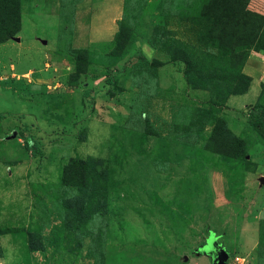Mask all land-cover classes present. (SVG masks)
Returning <instances> with one entry per match:
<instances>
[{"label": "rangeland", "instance_id": "1", "mask_svg": "<svg viewBox=\"0 0 264 264\" xmlns=\"http://www.w3.org/2000/svg\"><path fill=\"white\" fill-rule=\"evenodd\" d=\"M212 1L0 0V264H264V53Z\"/></svg>", "mask_w": 264, "mask_h": 264}, {"label": "trees", "instance_id": "2", "mask_svg": "<svg viewBox=\"0 0 264 264\" xmlns=\"http://www.w3.org/2000/svg\"><path fill=\"white\" fill-rule=\"evenodd\" d=\"M233 1L238 2L239 0L212 1L214 4V9H210V13L212 19L214 18V20L206 25L208 26L207 38L213 42L220 41L225 36H228V39L232 41L231 43L233 45L237 46L241 50H244L245 52H247L248 48L254 47L256 50H260L264 53V18L252 16L246 12L250 0L245 3L242 10H240L238 6L233 5ZM220 6H222L221 9H216ZM214 10L218 15L216 18ZM222 14H224V17H221ZM161 34L165 33L161 32ZM121 40L122 38L120 37L119 41ZM175 45L178 50H176V53L178 52L180 54V59H182L186 64L184 75L187 81H189L194 86L199 85V78L202 76L200 63L198 60L192 58L188 54L187 50H185L183 47L180 48L178 43H175ZM223 47H225L224 43L221 45V48ZM234 78H239L241 80V84H243L242 88L240 84L239 88L235 89L234 92H244L246 87L249 85L250 78L238 71L232 74V79ZM255 127L258 129L262 137H264V120L257 121ZM215 136L220 137L224 142L237 141L236 137H231L232 133L229 132L227 127L221 129V131ZM90 170L91 165L87 164L83 159L73 158L65 167V172L69 174V180L65 179V181L68 184H73V186L81 187L85 183L84 175L90 172ZM102 206H104V204L98 201H95V205L90 207L87 206V203L85 206H82L80 203L76 202L73 205L70 204L71 212H74L75 209L80 210L81 208H84L87 211L94 212L95 215H100L98 210L101 209Z\"/></svg>", "mask_w": 264, "mask_h": 264}, {"label": "water", "instance_id": "3", "mask_svg": "<svg viewBox=\"0 0 264 264\" xmlns=\"http://www.w3.org/2000/svg\"><path fill=\"white\" fill-rule=\"evenodd\" d=\"M209 255L213 259V264H228L230 258V253L222 245L213 248Z\"/></svg>", "mask_w": 264, "mask_h": 264}, {"label": "crops", "instance_id": "4", "mask_svg": "<svg viewBox=\"0 0 264 264\" xmlns=\"http://www.w3.org/2000/svg\"><path fill=\"white\" fill-rule=\"evenodd\" d=\"M246 12L252 16L264 18V0H250Z\"/></svg>", "mask_w": 264, "mask_h": 264}]
</instances>
